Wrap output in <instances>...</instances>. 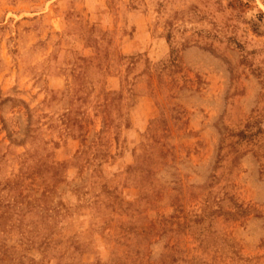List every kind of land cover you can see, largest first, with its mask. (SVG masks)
<instances>
[{"label":"rangeland","instance_id":"1","mask_svg":"<svg viewBox=\"0 0 264 264\" xmlns=\"http://www.w3.org/2000/svg\"><path fill=\"white\" fill-rule=\"evenodd\" d=\"M0 264H264V0H0Z\"/></svg>","mask_w":264,"mask_h":264}]
</instances>
